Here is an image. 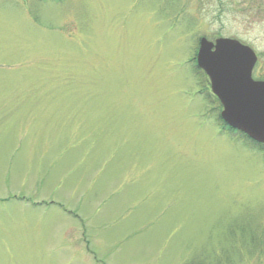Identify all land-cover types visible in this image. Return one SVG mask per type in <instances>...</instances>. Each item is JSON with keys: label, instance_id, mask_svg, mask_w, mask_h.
Returning <instances> with one entry per match:
<instances>
[{"label": "rangeland", "instance_id": "374dc122", "mask_svg": "<svg viewBox=\"0 0 264 264\" xmlns=\"http://www.w3.org/2000/svg\"><path fill=\"white\" fill-rule=\"evenodd\" d=\"M202 37L264 81V0H0V264H264V146L210 120Z\"/></svg>", "mask_w": 264, "mask_h": 264}, {"label": "water", "instance_id": "95a60500", "mask_svg": "<svg viewBox=\"0 0 264 264\" xmlns=\"http://www.w3.org/2000/svg\"><path fill=\"white\" fill-rule=\"evenodd\" d=\"M258 57L236 39L199 40L196 65L210 80L220 101L221 118L231 129L264 145V81L253 79Z\"/></svg>", "mask_w": 264, "mask_h": 264}, {"label": "flooded vegetation", "instance_id": "af4514ba", "mask_svg": "<svg viewBox=\"0 0 264 264\" xmlns=\"http://www.w3.org/2000/svg\"><path fill=\"white\" fill-rule=\"evenodd\" d=\"M201 77H203L204 82H205L203 87H201V84H200V83L202 84L204 83ZM197 79H198L197 81L200 87V95L204 99V101L207 102V105H209L208 114L212 116V117L210 116L211 117L210 120L213 122H223V120L221 119V112L223 110V107L220 101L218 100V98L211 91V83H210L209 78L206 76L204 72H201L198 74ZM212 114L215 115V117Z\"/></svg>", "mask_w": 264, "mask_h": 264}, {"label": "trees", "instance_id": "16d2710c", "mask_svg": "<svg viewBox=\"0 0 264 264\" xmlns=\"http://www.w3.org/2000/svg\"><path fill=\"white\" fill-rule=\"evenodd\" d=\"M192 61L193 62H196V60H195V58H192ZM193 71H194V73L195 74H197V76H198V74L199 73H201L202 71L196 66V64H195V67L193 68ZM218 124H219V128L221 129V131L222 132H224L228 137H230L232 140H234V141H236V142H238V143H240V144H242L243 146H245V147H247V148H251V149H253V148H260V149H262V145H259V144H257V143H255V142H253L252 140H250L246 135H244V134H242V133H240V132H237V131H235V130H233V129H231V128H229L224 122H217ZM259 149V150H260ZM250 239H251V243H252V245H253V247H254V245H255V240H254V237L253 236H250ZM226 253H224L223 255H224V258L226 259V261H227V264H230V260H229V258L225 255ZM241 254V253H240ZM222 255V256H223ZM220 261H222V259L220 260ZM223 261H225V260H223ZM232 263V262H231ZM189 264H195L193 261H191ZM197 264H199V263H197ZM218 264H220V263H218Z\"/></svg>", "mask_w": 264, "mask_h": 264}]
</instances>
